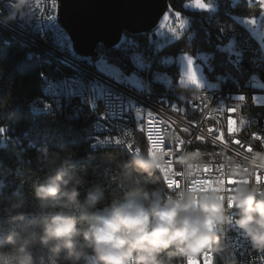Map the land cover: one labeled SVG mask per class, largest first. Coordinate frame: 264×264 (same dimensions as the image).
<instances>
[{
    "label": "clouds",
    "instance_id": "obj_1",
    "mask_svg": "<svg viewBox=\"0 0 264 264\" xmlns=\"http://www.w3.org/2000/svg\"><path fill=\"white\" fill-rule=\"evenodd\" d=\"M27 0H17V9ZM180 85L181 91L195 90ZM74 150H41L52 165L43 183H34V197L43 215L38 227L18 231L0 225V264H180L196 260L211 250L214 257H227L226 264H239L223 235L234 225L258 252H264V186L244 183L233 192L230 208L218 191L200 192L184 187L174 194L151 188L165 166L162 155L138 151L123 163L121 194L106 197L96 186L82 197L87 172L71 163ZM199 149L184 151L177 164L186 179L203 167ZM247 171L264 170V150L247 158ZM112 164L115 157L103 158ZM230 171H243L233 166ZM23 201L3 209L12 223H23ZM43 253L37 258V253Z\"/></svg>",
    "mask_w": 264,
    "mask_h": 264
},
{
    "label": "built area",
    "instance_id": "obj_2",
    "mask_svg": "<svg viewBox=\"0 0 264 264\" xmlns=\"http://www.w3.org/2000/svg\"><path fill=\"white\" fill-rule=\"evenodd\" d=\"M32 3L33 0H27L25 5L17 9V0H0V33L2 38L18 36L29 41L27 57L53 60V71L50 74H41L39 93L31 99L36 102L37 111H46L62 118L64 114H71L72 121L81 116L84 107H91L89 134L93 137V147L99 150L122 149L129 155L134 154L133 151L127 150L124 145H117L114 139L121 137L122 140H127L128 133L135 131L128 142L139 148L134 143L138 137L136 129L140 124L137 111L157 113L156 118L163 123L156 125L158 132H154V136H164L167 144L169 140L175 143L176 135H180L186 141L180 155L184 151L199 149L205 153L203 167L200 169L206 165L213 169L210 172L199 171L191 179L176 177L174 172L182 171L177 164L178 156L174 155L173 168L168 172V177L179 180L181 188L191 187L194 180L207 179L215 182L221 178L226 181L225 187H236L238 185H228L227 180L243 178L252 184L255 183V174H264V170L259 168L247 173L230 171L233 166L246 169V158L256 150H264L260 141L251 138L253 134L264 136V81L261 76L256 74L250 79H261L262 85L259 88H224L221 78H218L209 79L204 89L182 92L175 76L168 70L163 48L181 40L189 31L192 24L189 14L179 12L185 22L181 29L174 17L169 22V27L179 29L178 34L169 31L164 22H158L148 35L144 47L123 35L115 49L124 51L132 73L139 77V89L99 73L95 69L94 58L80 55L70 36H63V26L59 18L49 20L32 14L29 12ZM174 12L178 11L169 6L165 16ZM255 67L264 68V63H255ZM70 72H77V81H70ZM86 85H93V92H86ZM241 96L245 97L243 101L239 99ZM173 108H178L179 111H173ZM220 108H237L238 111L233 114L221 112ZM228 117L235 119L237 127L242 128L236 135L245 145L253 147L251 153L243 145L237 146L233 142L232 134L227 131ZM169 122H174L176 127H166L165 124ZM193 124L199 125V128L193 127ZM4 127L6 132L0 133V139L7 145H20L18 139L14 141L15 130ZM179 128H188L189 131L179 133ZM210 128L214 131L209 132ZM220 132L224 134L223 141L218 139ZM198 135L205 139L197 140ZM106 137H112L113 140L108 141ZM142 138L148 146L146 130L142 133ZM164 160L167 166V158L164 157ZM159 174L167 188L163 173ZM261 185L264 186V183ZM168 191L174 194L178 190ZM221 194L225 196L226 204L228 193ZM223 239L229 250L235 253L239 264H262L259 261L261 252L234 225L223 235ZM201 257L202 254L197 259ZM226 260L227 257L221 258L222 264H226Z\"/></svg>",
    "mask_w": 264,
    "mask_h": 264
},
{
    "label": "trees",
    "instance_id": "obj_3",
    "mask_svg": "<svg viewBox=\"0 0 264 264\" xmlns=\"http://www.w3.org/2000/svg\"><path fill=\"white\" fill-rule=\"evenodd\" d=\"M188 3L190 0H169L173 10L189 14L192 24L181 40L163 48V55L177 58L180 54H209L212 57L206 67L208 79L221 78L224 88H245L246 82L256 74L264 81V68L255 67V63L260 62L257 57L263 58L264 63V55L258 52L249 30L239 22L241 17L260 13L259 3L254 0H208L215 7L213 11L190 10L186 8ZM150 33L124 32L123 35L144 47ZM233 34L241 41L240 59L224 50ZM28 48V45L10 40V37L2 38L0 33V126L15 130L14 141H20V145L15 147L0 139V225L25 232L38 227L43 215L32 186L45 182L50 174L52 165L48 158L38 159L44 147L50 152H58L62 148L74 150L71 163L78 170L87 172L88 183L81 189L82 197L98 185L105 188L106 197L121 194V168L130 159V155L122 149L92 148L88 140L91 121L87 116L81 115L71 121L56 114L35 115L30 112L31 99L39 93L41 74L53 71V60L27 57ZM97 52V57L102 55L126 74H132L123 50L106 49L100 44ZM168 70L178 84V65H169ZM137 145L141 151L147 152L148 146L142 137ZM109 155L114 156L115 160L112 164H105L103 158ZM157 175L158 181L150 182L149 186L166 194L159 172ZM21 201L24 203L22 210L28 218L23 223H12L3 209ZM41 255L43 253L38 252L37 258ZM216 260L215 264H222L221 257Z\"/></svg>",
    "mask_w": 264,
    "mask_h": 264
},
{
    "label": "snow or ice",
    "instance_id": "obj_4",
    "mask_svg": "<svg viewBox=\"0 0 264 264\" xmlns=\"http://www.w3.org/2000/svg\"><path fill=\"white\" fill-rule=\"evenodd\" d=\"M190 4L196 8L199 9H210L211 4L208 3V0H190ZM61 5H62V0H33V3L31 7L29 8V12L32 14H36L37 16L44 17L46 19L52 20V19H58L61 13ZM259 5H260V13L257 15H264V0H259ZM256 15V16H257ZM256 16L251 15L249 18V23L251 24H256ZM175 18L179 22V29L184 27V20L181 18V14L179 12H174L170 15H166L164 17V26L169 29V31H172L174 33H179V29L175 27H169V22ZM87 23V21H84ZM67 39V37H65ZM187 64H188V71L183 73L181 77V84H184L186 81L189 83H192L196 85L197 87H202L198 80L197 72L195 69L192 67L193 65V60L189 56L187 57ZM109 78H114L116 82H128L136 87H141V84L137 78H135L134 74L129 76L126 75L123 70L118 66V65H112L111 66V71L109 73ZM241 101L245 99V97L241 96L239 97ZM173 111H179L178 108H173ZM221 112H229L235 114L238 109L237 108H229L227 110L225 109H219ZM137 116L140 118V124L136 130H139L140 132H144L145 130L147 131V143H148V148L147 152L150 155H156L160 154L163 157L167 158V166H164L161 168L160 172L163 173V179L165 181V185L168 189H181V183L177 179H169L168 177V172L173 168V160L172 157L175 156H180V152L183 149L184 144L186 141L180 137V135H176L175 137V143H173L171 140L166 144L165 143V138L162 135H155L154 132H158L156 125L163 123V121L158 120L157 113L154 112H147V113H142L141 111H137ZM227 124L228 128L227 131L232 134L233 142L237 146L243 145L249 153L253 151L252 146H248L244 144V141L238 138L236 135L237 133L242 131V128L237 127V121L231 117H228L227 119ZM166 127L169 128H175L176 125L174 122H169L165 124ZM193 127L199 128V125L193 124ZM189 131L188 128H179L178 132L179 133H187ZM214 131V129H209V132ZM6 132V128L4 126H0V133ZM135 132V131H134ZM134 132L128 133L127 140H122L121 137H116L114 139V143L117 145H124L127 150L133 151V153H136L140 151L139 148L134 147L133 143L128 142V140H131ZM252 139L260 141L262 145H264V136L261 135H256L253 134ZM108 141H112V137H106L105 138ZM197 140L203 141L205 139L204 136L198 135L196 137ZM218 139L220 141H223L224 139V134L223 132H220L218 134ZM213 169L209 166H205L203 169H198V171H203V172H210ZM222 170V169H221ZM245 173H247V169L243 170ZM174 175L176 177H182L183 173L182 172H174ZM254 181L255 183H264V174L262 173H257L254 176ZM226 181L221 178L216 180L215 182L212 180H194L192 181V186L190 188L200 191V192H207V191H218L221 193H228L227 195V203L226 206L230 208L235 207L234 203V197H233V192L235 190V187H225ZM244 183H249L248 179H229L227 180L228 185H240ZM222 199L225 200V196H221ZM260 260L262 264H264V252H261V255H259ZM186 264H215V257L212 254L211 250L205 251L202 253L201 259H196L192 260L191 258H188L186 261ZM255 264V262H253Z\"/></svg>",
    "mask_w": 264,
    "mask_h": 264
},
{
    "label": "water",
    "instance_id": "obj_5",
    "mask_svg": "<svg viewBox=\"0 0 264 264\" xmlns=\"http://www.w3.org/2000/svg\"><path fill=\"white\" fill-rule=\"evenodd\" d=\"M168 8L169 0H62L59 20L75 50L95 58L98 45L115 48L124 32L154 30Z\"/></svg>",
    "mask_w": 264,
    "mask_h": 264
},
{
    "label": "rangeland",
    "instance_id": "obj_6",
    "mask_svg": "<svg viewBox=\"0 0 264 264\" xmlns=\"http://www.w3.org/2000/svg\"><path fill=\"white\" fill-rule=\"evenodd\" d=\"M237 0H233V2H235ZM255 2L259 3V0H254ZM187 9L190 10H194V11H213L214 10V6H211L210 9H199L196 8L194 6H192L190 3H188L186 5ZM249 17H241L239 18V22L245 26L249 32L251 33L257 47H258V52L260 54L264 55V15H257L256 16V24H251L249 23ZM191 36H189L190 38ZM241 48V41L237 38L236 34H233L232 37L229 39L227 45L225 46L224 50L228 51L231 55L237 57L240 59L241 55H242V50H240ZM191 57L193 60V65L192 67L195 69V71L197 72V76H198V80L200 82V84L202 85V87H197L194 86L195 89L201 90L205 88L206 82L209 80L208 76H207V72H206V67L208 66V60L211 59L212 56H210L209 54H205V53H198L196 56H192V55H188V54H180L177 58L171 56V57H167L166 58V63L168 65H173V64H177L178 65V76H179V80H178V84L179 87L181 85L180 81H181V77L183 75V73L188 71V64H187V57ZM263 58L261 57H257L258 61H262ZM95 69L101 73L102 75L106 76L109 78V73L111 71V66L112 65H116L112 62H110L109 60H107L106 58H104L102 55H99L95 60ZM124 72V71H123ZM125 73V72H124ZM126 74V73H125ZM126 75H133L132 74H126ZM135 78L139 79L138 76L134 75ZM112 80L115 81L114 78H110ZM122 84H129L132 85L128 82H119ZM187 83V81L185 82ZM262 85V81L261 79H259L258 77H255L253 80L251 81H247L246 82V88H259ZM134 86V85H132ZM136 87V86H134ZM138 88V87H136ZM141 87H139L140 89ZM138 128V127H137ZM138 132V137L137 140L134 142L137 144V142H139L140 138L142 137V133L139 130H137Z\"/></svg>",
    "mask_w": 264,
    "mask_h": 264
},
{
    "label": "bare ground",
    "instance_id": "obj_7",
    "mask_svg": "<svg viewBox=\"0 0 264 264\" xmlns=\"http://www.w3.org/2000/svg\"><path fill=\"white\" fill-rule=\"evenodd\" d=\"M164 17H165V13L161 17L159 22H164ZM63 36H70L68 31L64 27H63ZM9 37H10V40H12L14 42H17L20 44H25V45L29 46V41H27V40H24L22 38H18V36H9ZM70 81H77V72H70ZM86 92H93V85H86ZM29 108H30V112L35 114V115L48 114V112H46V111H37L36 102L33 100L30 102ZM90 114H91V107H84V109H82L81 115H84V116H87V118H90ZM64 117L71 119V114H64ZM88 140L91 142L92 148L98 149L96 147H93L92 134L89 135ZM165 191H166V194H171L170 191H168V188H165ZM182 264H186V261L182 260Z\"/></svg>",
    "mask_w": 264,
    "mask_h": 264
}]
</instances>
